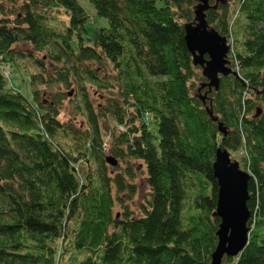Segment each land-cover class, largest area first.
I'll list each match as a JSON object with an SVG mask.
<instances>
[{"label":"trees","instance_id":"1","mask_svg":"<svg viewBox=\"0 0 264 264\" xmlns=\"http://www.w3.org/2000/svg\"><path fill=\"white\" fill-rule=\"evenodd\" d=\"M89 1L106 24L80 0H0V264H209L219 146L251 173L248 240L223 263L264 264V0L205 10L239 76L203 98L184 37L198 0ZM22 56L32 99L4 72ZM60 83L84 128L58 118Z\"/></svg>","mask_w":264,"mask_h":264},{"label":"water","instance_id":"2","mask_svg":"<svg viewBox=\"0 0 264 264\" xmlns=\"http://www.w3.org/2000/svg\"><path fill=\"white\" fill-rule=\"evenodd\" d=\"M218 2L225 0H198L194 6V19L185 26V42L192 54V62L200 65L206 81L201 87L207 85L209 88L217 89L220 74L229 73L239 76L238 72L231 66L228 58L229 44L227 38L217 32L206 20L205 10L216 7ZM206 96V92L204 93ZM201 97V96H200ZM203 98V96L201 97ZM207 111L214 120L211 108L206 106ZM260 107L257 108V115ZM218 129L224 134L227 129L222 122H218ZM108 162L115 163L112 156L107 157ZM213 175L217 182V200L214 214L220 219L216 230L217 242L211 253L209 264L223 263L224 255L235 256L246 245L250 226L248 220L251 217V209L247 200L250 197L248 182L251 173L241 168L239 161L232 158L226 147H217L212 162Z\"/></svg>","mask_w":264,"mask_h":264},{"label":"rangeland","instance_id":"3","mask_svg":"<svg viewBox=\"0 0 264 264\" xmlns=\"http://www.w3.org/2000/svg\"><path fill=\"white\" fill-rule=\"evenodd\" d=\"M80 3L87 10L89 15H91L90 18L93 23L89 22L88 26H91V25L93 26L94 24L104 25L107 23L106 19L96 15L94 6L89 0H80ZM60 17L64 18V14H61ZM17 46L18 48H25V50H30V45H27V44H24V45L19 44ZM18 59H19V62L22 63L23 65L8 64L5 67L6 70L9 71L8 76H7V84L21 91L25 96L32 99V84L30 81V74H31L32 69L26 68L25 66L27 64V66H30L34 69L36 68V66H34V63L26 56L18 57ZM53 66H54L53 64L49 65V69L53 68ZM85 84L87 88L89 89V94L92 96L93 98L92 100L94 101V103L97 102L98 100H101V97L96 95L98 92H100V89L97 88L96 86H93L90 82L86 80H85ZM57 88H60L61 90L65 92H68V94L71 93V95H67L63 99V102L60 106L58 118L63 121L71 120L73 121V123H76V125H79L84 128L85 127L84 125L79 124L80 120H84V116L82 114H79L80 112L77 111L76 108L74 109L71 103L70 97L72 96V93H73V86L70 85V87H67L66 85L60 83L59 85L54 86V90H56ZM200 93H201L200 94L201 96L204 95V90H201ZM47 95L48 94H46V96ZM240 156L241 155L236 152L233 153V158H236L239 161L241 168H243V164H241L242 161L240 159ZM142 192H146V187L140 186V189H138V192L134 197L136 205L141 200Z\"/></svg>","mask_w":264,"mask_h":264},{"label":"flooded vegetation","instance_id":"4","mask_svg":"<svg viewBox=\"0 0 264 264\" xmlns=\"http://www.w3.org/2000/svg\"><path fill=\"white\" fill-rule=\"evenodd\" d=\"M263 77H264V72H263ZM207 80V79H206ZM203 88H205V89H203V90H205L206 92H209V91H212L214 88L213 87H211V88H209L207 85H205ZM205 91H204V93H205ZM205 95V94H204ZM204 95H202V96H204ZM201 96V95H200ZM201 96V97H202ZM207 96V95H206ZM256 116V115H255Z\"/></svg>","mask_w":264,"mask_h":264}]
</instances>
